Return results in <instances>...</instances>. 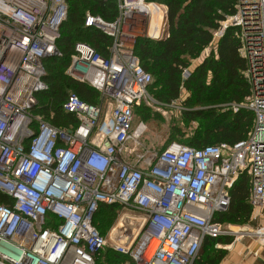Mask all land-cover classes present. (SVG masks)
<instances>
[{"label": "built area", "instance_id": "built-area-1", "mask_svg": "<svg viewBox=\"0 0 264 264\" xmlns=\"http://www.w3.org/2000/svg\"><path fill=\"white\" fill-rule=\"evenodd\" d=\"M115 2L114 20L87 13L83 21L109 38L107 56L75 42L66 69L100 103L70 94L62 109L76 124L57 128L34 109L47 89L44 61L62 57L67 1L0 0V264H96L106 249L118 264H194L205 240L229 234L215 218L239 176L249 203L264 208V0H236L215 33L236 29L250 94L233 108L253 113L247 137L232 146L172 143L137 163L123 156L139 137L134 111L154 101L135 45L162 37L163 15L152 32L151 16L166 7ZM101 205L120 209L105 235L94 225Z\"/></svg>", "mask_w": 264, "mask_h": 264}, {"label": "trees", "instance_id": "trees-1", "mask_svg": "<svg viewBox=\"0 0 264 264\" xmlns=\"http://www.w3.org/2000/svg\"><path fill=\"white\" fill-rule=\"evenodd\" d=\"M68 18L62 25L57 47L62 57L44 61L46 75L43 82L47 89L36 95L34 113L41 115L53 127L74 126L76 119L63 111L62 107L70 94L82 101L97 105L99 94L89 85L78 82L66 74L75 42H84L96 52L107 56L110 44L108 37L98 31L84 27V6L90 14L112 21L117 15L115 0H66ZM166 7L163 19V35L156 40L138 38L135 53L144 71L152 77L148 86L159 103L171 104L187 93L183 101L186 120H203L202 129L194 131L187 143L192 147H203L225 143L234 145L244 140L253 127V113L245 108L229 112L194 110L205 105H243L249 96V85L242 73L246 62L240 56V42L236 29L229 27L217 39L215 49L184 77L190 61L199 59L214 42L215 33L222 23L235 13L236 0H145ZM137 106L134 115L143 113ZM144 116V113L142 114ZM177 143V142H176ZM249 185L246 175H241L230 190V204L225 213L217 215L215 221L221 225L243 226L249 223L254 207L248 201ZM0 202H2L0 196ZM119 206H99L94 225L105 235L114 222ZM229 244L221 238L205 240L194 264H220L226 251L216 250V244ZM123 258L106 249L96 264H118Z\"/></svg>", "mask_w": 264, "mask_h": 264}, {"label": "rangeland", "instance_id": "rangeland-1", "mask_svg": "<svg viewBox=\"0 0 264 264\" xmlns=\"http://www.w3.org/2000/svg\"><path fill=\"white\" fill-rule=\"evenodd\" d=\"M157 5H159L158 7H160V11L161 9L163 11L162 7L165 6L161 4ZM84 12V15L89 13L87 6H84ZM161 15H163L164 17V14L162 12H154V15L151 16V21L152 19H156L158 16H160L158 17L159 19H157L158 21H155L156 23L161 22ZM216 43L217 39H214V42L208 49H206L202 53L199 59L190 61V66L184 72V76H186L187 73H189L196 66H198L202 62L204 57L209 55L211 50L215 49ZM148 96L154 101V103L147 104L146 102H142L139 107L142 108L141 111H143L144 116H142L143 113H139L138 115L134 116L133 130H137V128L141 127V124H143V127L136 142H133L129 145L130 148L134 150L133 154L129 156L127 155V153L123 154V156L127 158L130 163H137L139 160H142L148 153H159L172 143H187L191 139L194 131L202 129V127L204 126L203 120L198 119L194 121H189L183 117V112L187 110L186 107H184L183 105V101L187 97L186 92H182L179 100L171 104L159 103L156 100L152 88L149 89ZM195 109L202 110L204 112L213 109L216 112H229L234 110L233 106L231 107L227 104L205 105L203 107L201 106L199 108H194V110ZM263 220L264 208L254 207L251 216V222L256 224L255 226L252 227L249 223V225L246 224L243 226L222 225L223 230L225 232H228L229 234L222 236L221 240H227L229 244H217L214 246L213 250H211V253H214L216 250H227V248L233 242H235L237 236H240V238L244 237V233L248 232L249 228L257 232L256 226L258 224L261 225L263 223ZM255 232L252 234H255ZM246 240L248 239L245 236L244 241Z\"/></svg>", "mask_w": 264, "mask_h": 264}, {"label": "crops", "instance_id": "crops-1", "mask_svg": "<svg viewBox=\"0 0 264 264\" xmlns=\"http://www.w3.org/2000/svg\"><path fill=\"white\" fill-rule=\"evenodd\" d=\"M165 12L166 9H164V15ZM158 17L152 19V21L154 22L159 19ZM99 103L100 97L98 98V104ZM249 224L252 227L256 225L251 222V219ZM248 230L249 231L245 232V235H243L244 237L246 236L248 240L244 241V237L240 238V236H237L235 242L225 250L226 256L220 264H264V238L253 236L252 233L255 231L251 228ZM256 231L264 234V220L261 225L258 224L256 226Z\"/></svg>", "mask_w": 264, "mask_h": 264}, {"label": "bare ground", "instance_id": "bare-ground-1", "mask_svg": "<svg viewBox=\"0 0 264 264\" xmlns=\"http://www.w3.org/2000/svg\"><path fill=\"white\" fill-rule=\"evenodd\" d=\"M154 17H155V16H154ZM157 21H158V20H157ZM154 22H155V23H154ZM154 22L151 21V28H150V29H151V30H150L151 32L153 31V27H154V25H155V24H158V23H156V21H154Z\"/></svg>", "mask_w": 264, "mask_h": 264}, {"label": "water", "instance_id": "water-1", "mask_svg": "<svg viewBox=\"0 0 264 264\" xmlns=\"http://www.w3.org/2000/svg\"><path fill=\"white\" fill-rule=\"evenodd\" d=\"M141 130H142V128H140V127L137 128L136 132H137L138 135L141 133Z\"/></svg>", "mask_w": 264, "mask_h": 264}, {"label": "flooded vegetation", "instance_id": "flooded-vegetation-1", "mask_svg": "<svg viewBox=\"0 0 264 264\" xmlns=\"http://www.w3.org/2000/svg\"><path fill=\"white\" fill-rule=\"evenodd\" d=\"M143 127V124H141V127L140 128H142Z\"/></svg>", "mask_w": 264, "mask_h": 264}]
</instances>
